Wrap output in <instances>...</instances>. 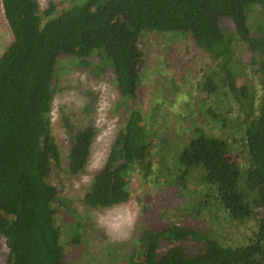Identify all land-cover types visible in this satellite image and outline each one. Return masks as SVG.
Wrapping results in <instances>:
<instances>
[{"label":"trees","instance_id":"trees-1","mask_svg":"<svg viewBox=\"0 0 264 264\" xmlns=\"http://www.w3.org/2000/svg\"><path fill=\"white\" fill-rule=\"evenodd\" d=\"M1 5L12 36L0 55L4 264H65L60 224L74 229L73 244L81 242L79 230L89 225L49 180L61 169L50 121L60 54L97 73L110 69L118 108L124 112L123 125L103 166L93 174L83 204L106 208L127 202L132 174L138 168L145 178L152 168L153 129L138 102L145 67L142 35L156 31L188 35L206 53L210 67L194 93L202 107L207 105L216 131L232 128L240 136L209 135L198 118L193 122L176 156L175 183L181 194L187 192L192 173L201 170L203 184L215 188V203L208 206V191L199 194L193 210L178 208L183 220L173 218L164 225L148 224L143 214L138 241L122 264H264V0H70L60 9L50 1L43 11L38 0H1ZM235 39L244 44L258 89L236 83L243 66ZM220 96L226 112L217 120L214 108ZM64 126L72 131L67 168L76 175L88 161L95 130L91 125L74 128L67 118ZM235 143L245 148L246 164ZM203 207L222 223L250 219L255 229L246 227L243 241L224 245L196 229ZM188 242L203 247L189 253Z\"/></svg>","mask_w":264,"mask_h":264},{"label":"rangeland","instance_id":"rangeland-1","mask_svg":"<svg viewBox=\"0 0 264 264\" xmlns=\"http://www.w3.org/2000/svg\"><path fill=\"white\" fill-rule=\"evenodd\" d=\"M50 1L57 5V9L67 7L70 3V0H38L40 9L43 11ZM11 38L0 0V55ZM141 40L145 67L138 107L143 111L148 127L153 129V164L145 178L138 168L132 174L131 196L127 202L106 208L88 207L83 204L82 197L93 174L103 166L123 125L124 112L118 108L120 98L111 79L113 73L110 69L97 73L92 67L80 66L79 60L73 56L60 54L57 58L50 121L52 135L60 149L61 169L53 171L49 180L61 190L63 197L71 201L75 211L89 222L86 228L79 230L82 238L79 244L71 242L74 229L59 223L61 244L66 253L65 264H122L138 241V227L143 214L150 225H164V222L173 218L181 221L183 216L178 208L187 205L193 210L194 197L206 191L209 193L208 206H212L215 203V188L203 184L201 170L192 173L187 192L180 193L175 183L179 167L176 156L182 150L187 133L197 118L209 135H233L234 139L240 136L232 128L228 132L216 131L212 127L215 119L211 121L212 116L206 111L207 105L202 107L200 99L196 97L194 87L200 76L208 72L210 60L206 53L192 44L188 35L180 32H144ZM234 49L243 66L236 76L237 85L244 83L258 89L255 76L249 73V57L244 44L235 39ZM226 97L230 99L232 96L228 93ZM222 99L221 96L216 98L219 104L217 109L213 106L217 120L224 117L226 112V103L221 104ZM65 118L74 128L91 125L95 130L88 161L76 175L70 174L67 168L72 131L65 128ZM227 120L232 123L229 118ZM231 120L234 122L235 119ZM237 145L235 143L233 148L241 150V162L246 164V150ZM207 208L203 207L200 211L196 229L224 245L243 241L246 227L255 229L250 219L222 223L219 219L211 218ZM217 208L213 205V210ZM202 247V243L185 244L189 253ZM6 255L7 248L0 237V264H4Z\"/></svg>","mask_w":264,"mask_h":264},{"label":"clouds","instance_id":"clouds-1","mask_svg":"<svg viewBox=\"0 0 264 264\" xmlns=\"http://www.w3.org/2000/svg\"><path fill=\"white\" fill-rule=\"evenodd\" d=\"M131 226V224H129V227Z\"/></svg>","mask_w":264,"mask_h":264}]
</instances>
